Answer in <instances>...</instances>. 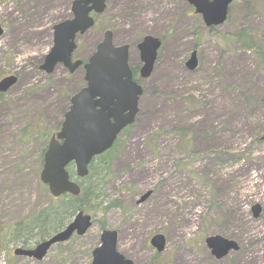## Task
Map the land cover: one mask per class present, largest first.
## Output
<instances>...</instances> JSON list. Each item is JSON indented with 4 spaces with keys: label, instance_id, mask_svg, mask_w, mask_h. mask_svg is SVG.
Instances as JSON below:
<instances>
[{
    "label": "rangeland",
    "instance_id": "obj_1",
    "mask_svg": "<svg viewBox=\"0 0 264 264\" xmlns=\"http://www.w3.org/2000/svg\"><path fill=\"white\" fill-rule=\"evenodd\" d=\"M73 1L0 0V80L17 78L0 94V228L47 203L37 184L36 137L47 141L57 132L83 76H72L63 92L56 83L63 70L46 75L39 67L52 27L70 17ZM116 1L77 39L75 58L94 53L101 30H111L114 45L131 47L129 62L144 35L163 39L151 76L140 82L135 121L117 139L111 182L102 188L100 207H116L89 214L94 221L83 236L52 246L39 262L13 256L22 247L5 237L0 264H91L101 222L117 232V251L133 264H264V66L232 41L241 32L258 37L264 58V0H235L228 20L211 31L181 0ZM193 51L197 68L189 72L181 63ZM182 129L184 139L175 134ZM155 234L166 247L152 262L148 241ZM210 236L239 249L215 262L203 243Z\"/></svg>",
    "mask_w": 264,
    "mask_h": 264
},
{
    "label": "water",
    "instance_id": "obj_2",
    "mask_svg": "<svg viewBox=\"0 0 264 264\" xmlns=\"http://www.w3.org/2000/svg\"><path fill=\"white\" fill-rule=\"evenodd\" d=\"M105 1L72 2L70 8L72 17L53 26L52 47L39 68L45 74H50L57 64H62L70 74L80 66L84 71L85 86L70 98L60 129L50 137L43 155L39 182L47 187L48 195L53 199L65 194L79 196L80 188L69 179L67 167L73 166L76 178H85L92 159L111 149L117 136L133 124L138 111L142 89L132 80L128 65V46H113L109 31L104 33L102 41L85 64L82 65L81 61L71 63L75 37L83 35L93 27V19L89 14L90 12L101 14L105 8ZM182 1L193 7L194 13L201 17L206 28H217L226 21L229 5L234 0ZM2 33L0 27V36ZM160 45L161 42L151 36H145L138 44L141 80L150 76ZM184 66L189 72L196 70L195 52L190 54ZM15 83L14 76L1 79L0 93H5ZM148 196L149 192L141 197L139 203L145 201ZM260 214V206H253V218L258 219ZM91 225V216L78 212L60 232L37 244L33 249L17 248L13 255L39 262L52 246L67 242L73 235L83 236ZM99 241V246L91 253V264H133L117 252L115 231L103 230ZM204 244L216 261L238 251L235 242L219 236L205 239ZM149 245L161 254L165 247L164 236L154 235L149 240Z\"/></svg>",
    "mask_w": 264,
    "mask_h": 264
},
{
    "label": "trees",
    "instance_id": "obj_3",
    "mask_svg": "<svg viewBox=\"0 0 264 264\" xmlns=\"http://www.w3.org/2000/svg\"><path fill=\"white\" fill-rule=\"evenodd\" d=\"M244 7L245 12L250 14V6L245 5ZM232 41L234 43H241L243 48L259 58L260 64L264 66V58L260 47L261 43L258 37H249L246 36L244 32H241L237 36H234ZM175 134L182 139L187 135L183 129L176 131ZM36 139L39 144H41L38 155L39 169H41L42 158L47 146V141L46 138L40 139V137H36ZM116 143L109 151L92 160L89 165V173L84 179H77L71 166L67 168L70 179L74 180L80 188V195L78 197L63 195L58 199H52L47 195L46 187L37 182L38 187L46 197V205L34 208L20 221L10 227H1L0 248L3 239L6 237L16 245H20L23 249H30L31 241L37 245L38 243L47 240L52 235L61 231L78 212L93 214L97 210L105 212L110 208L116 207L114 202L108 203L104 208L100 207L103 198L102 188L111 182L110 171L114 159V148ZM192 156L194 155H191V157ZM232 161L233 160L230 158V162ZM104 227V223L101 222L100 229L103 230ZM157 257V255L153 256L152 262L156 260Z\"/></svg>",
    "mask_w": 264,
    "mask_h": 264
},
{
    "label": "flooded vegetation",
    "instance_id": "obj_4",
    "mask_svg": "<svg viewBox=\"0 0 264 264\" xmlns=\"http://www.w3.org/2000/svg\"><path fill=\"white\" fill-rule=\"evenodd\" d=\"M111 1L112 0H106L105 1V8H104V10H103V12L101 13V14H98V15H96V14H94L93 12H90V14H89V17H91V18H93V20H94V22L96 23L97 21V19L99 18V17H104L105 15H109L108 14V11H109V9H110V3H111ZM182 1V0H181ZM116 2H119V0H117ZM136 2H137V0H136ZM136 2H134L133 3V5H135V3ZM116 7V3H114V5H113V8L111 9V10H113L114 8ZM133 7V6H132ZM139 10V9H138ZM137 9H135V8H133V19L134 18H136L135 16H134V13H136L137 11H138ZM112 12V11H111ZM140 13H142V12H140ZM142 15H143V13H142ZM71 16V15H70ZM139 19V18H138ZM104 32L105 31H103V30H101V33L102 34H104ZM112 34V33H111ZM146 35H144L142 38H140L139 40H137L136 41V44H135V53H134V56H133V59H132V61L131 62H129V59L130 58H128V64H129V67H130V71H131V74H132V79H133V81H135V82H137V83H139L140 84V82L141 81H145V80H141V79H139V70H140V68H141V58H140V54H139V52H138V49H137V46H138V44L141 42V40L145 37ZM153 37H155V36H153ZM79 37L77 36L76 37V39H75V43H76V41H77V39H78ZM155 38H157V39H159L160 40V42H161V48L163 47V39L162 38H160V37H155ZM111 39H112V42H113V34H112V37H111ZM125 45H127L128 47H129V50H130V46L128 45V44H125ZM116 46H118V45H116ZM121 46V45H120ZM76 52V46H75V51L72 53V55H71V63H73V62H75V61H77V60H79V59H77V58H75L74 57V53ZM158 53H159V51H158ZM158 53H157V57H156V59H155V63H156V60H157V58H158ZM81 61H83L84 62V60H81ZM154 63V64H155ZM60 67L62 70H63V72H64V79H62V80H58V81H56V83H57V86L61 89V90H63V92L64 91H69V90H67V88H68V85L71 83V81H70V78L72 77V76H77V74H81L83 77H84V72H83V69L80 67L78 70H76V71H74L73 73H69V71H68V69H66L65 67H63V65L62 64H57V65H55V67H54V69H53V71L50 73V74H52L53 72H54V70H55V68L56 67ZM181 66H183V62L181 63ZM153 69H154V67H153ZM49 74V75H50ZM83 77L81 78L82 79V81H83ZM147 80V79H146ZM141 85V84H140ZM71 95L72 94H69L68 95V99L71 97ZM68 101V100H67ZM65 111V110H64ZM60 125H61V122L58 124V128L60 127ZM149 246V245H148ZM149 249L152 251V253H154L155 254V251L149 246ZM211 259L214 261V259L211 257Z\"/></svg>",
    "mask_w": 264,
    "mask_h": 264
}]
</instances>
